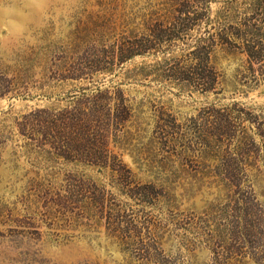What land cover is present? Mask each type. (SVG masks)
<instances>
[{"label": "rangeland", "instance_id": "374dc122", "mask_svg": "<svg viewBox=\"0 0 264 264\" xmlns=\"http://www.w3.org/2000/svg\"><path fill=\"white\" fill-rule=\"evenodd\" d=\"M263 12L0 0V264H264Z\"/></svg>", "mask_w": 264, "mask_h": 264}, {"label": "trees", "instance_id": "16d2710c", "mask_svg": "<svg viewBox=\"0 0 264 264\" xmlns=\"http://www.w3.org/2000/svg\"><path fill=\"white\" fill-rule=\"evenodd\" d=\"M179 15L184 14L183 17H180V21H184L186 19H190L188 16V11L185 9H179L178 7H174ZM262 18L264 20V12L262 13ZM177 19V18H176ZM192 19H194L192 17ZM264 25V24H263ZM241 33L239 35H235V39L229 40L228 35L226 33H210L206 30V33L202 39V41L206 42V45L203 47V65L207 68L208 79L205 83H203L202 90L204 92L213 91L215 89L216 84V76L213 71L212 65L210 62V54L213 51V46L217 43L219 44H228L235 50L244 53L250 63H258L264 61V30H262L259 26L253 25H244V29H240ZM180 33V32H179ZM179 37H177L178 39ZM146 48V46H145ZM148 48H153L149 45ZM135 53L129 54L126 58L131 57ZM140 54V53H136ZM194 74V73H193ZM189 80V79H188Z\"/></svg>", "mask_w": 264, "mask_h": 264}]
</instances>
